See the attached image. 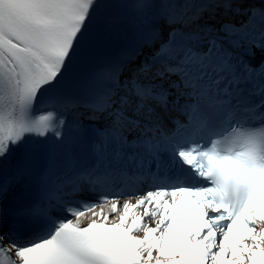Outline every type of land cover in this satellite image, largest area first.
Listing matches in <instances>:
<instances>
[{
    "label": "snow or ice",
    "instance_id": "snow-or-ice-1",
    "mask_svg": "<svg viewBox=\"0 0 264 264\" xmlns=\"http://www.w3.org/2000/svg\"><path fill=\"white\" fill-rule=\"evenodd\" d=\"M225 261L264 264V0H0V264Z\"/></svg>",
    "mask_w": 264,
    "mask_h": 264
},
{
    "label": "bare ground",
    "instance_id": "bare-ground-1",
    "mask_svg": "<svg viewBox=\"0 0 264 264\" xmlns=\"http://www.w3.org/2000/svg\"><path fill=\"white\" fill-rule=\"evenodd\" d=\"M245 232H246V229L244 230ZM239 238V236L237 237V238H235V239H238ZM256 256H257V258H259V256H260V253L258 252L257 254H256ZM225 264H227V262L225 261Z\"/></svg>",
    "mask_w": 264,
    "mask_h": 264
}]
</instances>
